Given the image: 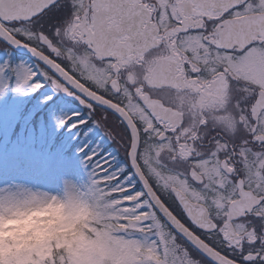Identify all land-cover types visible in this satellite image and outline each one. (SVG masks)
Wrapping results in <instances>:
<instances>
[{
    "label": "snow or ice",
    "instance_id": "snow-or-ice-1",
    "mask_svg": "<svg viewBox=\"0 0 264 264\" xmlns=\"http://www.w3.org/2000/svg\"><path fill=\"white\" fill-rule=\"evenodd\" d=\"M0 41L35 61L0 64V95L62 93L88 119L69 111L55 118L58 129L79 138L94 125L124 149L119 165L95 160L87 141L78 152L125 239L143 248L140 264H264V0H0ZM158 75L181 108L184 91L197 95L192 128L181 111L156 107L154 90L164 89ZM229 88L239 109L238 132L222 118L231 135L203 118L209 108L224 111ZM98 109L119 120L123 135L101 122ZM145 142L158 157L176 155L169 170L151 167V153L140 159Z\"/></svg>",
    "mask_w": 264,
    "mask_h": 264
},
{
    "label": "clouds",
    "instance_id": "clouds-1",
    "mask_svg": "<svg viewBox=\"0 0 264 264\" xmlns=\"http://www.w3.org/2000/svg\"><path fill=\"white\" fill-rule=\"evenodd\" d=\"M131 70L138 78L142 76V68ZM182 95L181 108L175 103L176 90H154V98L169 109L181 111L185 127L192 128L191 117L195 114L200 118L198 109L193 111L198 97L191 91ZM236 103L237 96L229 88L219 105L223 112L211 108L205 111L203 118L207 119L208 128L222 129L231 135V130L224 128L222 118L227 117L238 132ZM207 130L200 131V135ZM193 150L200 151L199 142ZM149 153L150 166L163 171L169 170L166 162L176 160V155L168 151H162L158 157L152 143L145 142L140 159ZM109 204L108 195L101 197L95 183L89 185V180L84 184L66 180L55 193L23 185L0 189V264H140L138 258L142 259L143 248L137 252L125 239L124 229L118 225L115 210Z\"/></svg>",
    "mask_w": 264,
    "mask_h": 264
},
{
    "label": "rangeland",
    "instance_id": "rangeland-1",
    "mask_svg": "<svg viewBox=\"0 0 264 264\" xmlns=\"http://www.w3.org/2000/svg\"><path fill=\"white\" fill-rule=\"evenodd\" d=\"M4 53H0V60L3 59ZM23 64L32 66L27 60ZM28 98L11 89L0 95V169L4 167L2 160L8 157H12L13 160L15 158L25 160L30 167L28 171L20 169L14 175H0V189L6 190L12 185L15 187L23 185L49 192L55 186L62 187L66 180L77 184L79 181L81 184L86 183L90 169L83 163V156L78 152V147L85 142L82 136L77 145H74L75 142L69 140V135H66L60 139L58 145L52 147L54 134L61 130L56 127L55 118L67 113V108L73 110L74 106L64 104L58 112L55 108H50L48 117L43 119L38 130H35L33 125L27 127L31 115L22 114ZM69 102L74 104L71 100ZM98 146L93 145L92 148L97 149ZM31 172H35L39 182L30 179Z\"/></svg>",
    "mask_w": 264,
    "mask_h": 264
},
{
    "label": "flooded vegetation",
    "instance_id": "flooded-vegetation-1",
    "mask_svg": "<svg viewBox=\"0 0 264 264\" xmlns=\"http://www.w3.org/2000/svg\"><path fill=\"white\" fill-rule=\"evenodd\" d=\"M4 53V59L8 60V57H10L11 55H13L16 59L12 64H19V63H23L24 61L26 62L27 57L21 56L19 54L14 53L13 51L10 50V48L4 44V42L0 41V53ZM8 55V56H5ZM3 60V59H2ZM10 60V59H9ZM28 61V60H27ZM10 62V61H9ZM10 64V63H9ZM166 85V81H164L163 77L161 76H157L156 78V87L157 88H167L165 87ZM52 91V90H51ZM227 93V91H226ZM54 96H56L57 98H59L60 100H71L73 101L75 104H78L77 102H75L72 98L65 96L62 93H55L53 94ZM74 104V105H75ZM79 105V104H78ZM76 105L78 111H81V113L83 114V116H85V119H88V114L86 111H84L81 106ZM156 107L163 111L165 106L163 104H161L158 100L156 103ZM97 116H99L101 118V122L103 124H105V126L109 129H113L116 133H119L120 135H123V131L122 129L119 127V120L117 118H115L111 113H102L99 109L97 110ZM106 116V119H105ZM90 130V139H92V143L95 146L99 145V154L101 155V158H108V159H113L114 162L116 163V160H119L118 163L116 164H123L124 160H125V152L124 149L117 143H113L111 140H109L101 131L99 128H96L94 125H89V129ZM128 168L125 167V170H127ZM155 187V185H153ZM137 188H139V184H137ZM165 199V202L169 205V207L171 208V210H173V212L186 224H189L188 220L186 219V217L183 216L182 212L180 211L179 207L173 202V200L168 199L167 197H163ZM189 226H191L189 224ZM184 243V242H183ZM191 251V250H190Z\"/></svg>",
    "mask_w": 264,
    "mask_h": 264
},
{
    "label": "trees",
    "instance_id": "trees-1",
    "mask_svg": "<svg viewBox=\"0 0 264 264\" xmlns=\"http://www.w3.org/2000/svg\"><path fill=\"white\" fill-rule=\"evenodd\" d=\"M11 60H14V56L10 57ZM29 62H31L32 65H34V61L31 59H27ZM2 63V62H1ZM49 89L46 88L44 90H42L41 93L39 94H33L28 96L29 98L27 99V102L24 104V110L22 112V114H30L31 115V119L27 122V127H30V125H33L35 130H38V126L40 125L41 121L45 118L48 117L49 114V109L50 108H55V111H60L63 108V105L66 104L65 106H71L67 103H61V102H56V97L53 96V100L49 101L47 103L42 102V97L45 94L48 95H52L53 93L48 91ZM33 96V98H32ZM72 107V106H71ZM75 110V109H73ZM72 110V111H73ZM67 112H69V109L67 108L66 110ZM77 111V110H75ZM83 116V114H82ZM83 118H85V116H83ZM87 129V128H85ZM84 129V132H85ZM66 135H69L68 139L69 140H73L75 143L74 145H77L78 142H80V137L83 136L81 135L79 138H77L75 135H73L72 133H69L68 131L61 129L60 132H56L54 134V141H53V146L58 145V143H60V139H62L63 137H65ZM87 143H89V145L92 147L94 144H90V141H87ZM71 145V144H70ZM52 146V147H53ZM74 148V147H73ZM79 154L82 156V154L79 152ZM97 159V158H95ZM14 164H11V163ZM119 160H116V163H118ZM4 167L0 169V175H14L16 173H18L20 171V169H26V171H28L30 169L29 165L25 162V160L23 161L20 158H15L13 160L12 157H8L5 160H2L1 162ZM126 172H128V169L125 170ZM30 179L33 180L34 182L37 183V181L39 182V178L36 177L35 172H31L30 174ZM78 184H81V182L79 181ZM9 188H15L14 185L9 186L7 189ZM6 189V190H7ZM61 187L60 186H55L53 187L49 192L50 193H55L60 191Z\"/></svg>",
    "mask_w": 264,
    "mask_h": 264
},
{
    "label": "water",
    "instance_id": "water-1",
    "mask_svg": "<svg viewBox=\"0 0 264 264\" xmlns=\"http://www.w3.org/2000/svg\"><path fill=\"white\" fill-rule=\"evenodd\" d=\"M10 48L13 49L14 51H16L17 53L21 54V55L28 56L31 59H33V57L30 55V53H28L24 48H15V47H10Z\"/></svg>",
    "mask_w": 264,
    "mask_h": 264
}]
</instances>
